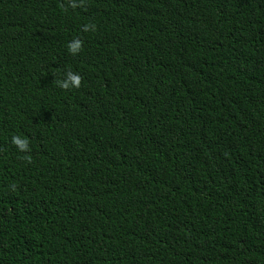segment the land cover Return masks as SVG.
I'll return each instance as SVG.
<instances>
[{"label":"trees","instance_id":"1","mask_svg":"<svg viewBox=\"0 0 264 264\" xmlns=\"http://www.w3.org/2000/svg\"><path fill=\"white\" fill-rule=\"evenodd\" d=\"M0 264H264V0H0Z\"/></svg>","mask_w":264,"mask_h":264},{"label":"clouds","instance_id":"2","mask_svg":"<svg viewBox=\"0 0 264 264\" xmlns=\"http://www.w3.org/2000/svg\"><path fill=\"white\" fill-rule=\"evenodd\" d=\"M78 45L76 43H73L72 45H70V50L71 51H76ZM69 84H71V86L75 87L78 86L79 84V77L76 74H73L71 72H68L66 74V79L61 83V87H68ZM12 142L13 144H16L20 149H24L27 147V141L22 140L18 137H13L12 138Z\"/></svg>","mask_w":264,"mask_h":264}]
</instances>
